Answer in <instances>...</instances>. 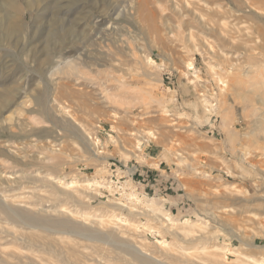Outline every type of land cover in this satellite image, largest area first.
Returning <instances> with one entry per match:
<instances>
[{
  "label": "rangeland",
  "instance_id": "obj_1",
  "mask_svg": "<svg viewBox=\"0 0 264 264\" xmlns=\"http://www.w3.org/2000/svg\"><path fill=\"white\" fill-rule=\"evenodd\" d=\"M0 205V264L264 258V0H0Z\"/></svg>",
  "mask_w": 264,
  "mask_h": 264
},
{
  "label": "bare ground",
  "instance_id": "obj_2",
  "mask_svg": "<svg viewBox=\"0 0 264 264\" xmlns=\"http://www.w3.org/2000/svg\"><path fill=\"white\" fill-rule=\"evenodd\" d=\"M203 27V26H202ZM240 35V34H239ZM187 68H188V70H190V69H193V66H192V63H188L187 64ZM92 141H95V144H97L96 143V140H93L92 139ZM92 144V143H91ZM95 144H93L94 146L93 147H95L96 146V148L98 149V144L97 145H95ZM136 149L137 150H141V144H138L137 145V147H136ZM99 153H101L100 151H98ZM94 182H98V181H96V180H94L93 182H91L89 185H91L90 187H92V186H95V187H100V184H99V182L98 183H96L95 185H94ZM88 185V184H87ZM88 185V186H89ZM95 189V188H94ZM64 191V190H63ZM74 193V192H73ZM72 194V193H71ZM130 194V193H129ZM62 196V195H61ZM70 197V196H69ZM72 198L73 199H75V200H79L80 201V198L77 196V195H72ZM69 199V198H68ZM7 202V201H6ZM11 203V202H10ZM2 204V203H1ZM117 205H116V208H117V210H119V211H121V210H123V208H125V209H127L126 208V206H124V205H122V204H120V203H116ZM142 204H143V202H142ZM6 205V204H5ZM1 206V205H0ZM10 207V206H9ZM7 208L6 207V209H2V211H3V213L7 216V217H10V218H13L14 216V218H16V216H17V214L15 213V211L14 210H12V209H10V208ZM1 208H2V206H1ZM129 208V207H128ZM128 213L129 214H132L133 213V209L132 208H129L128 210ZM150 212L151 213H153V214H156V213H158L157 211H155L152 207H151V205H150ZM70 213V212H69ZM162 214V213H161ZM72 215V214H71ZM70 216V215H69ZM73 216V215H72ZM9 218V219H10ZM70 218V217H69ZM73 219V218H72ZM14 220V219H13ZM120 220H122L121 218H120ZM119 220V222H123L125 219H123L122 221H120ZM39 221V220H38ZM33 222V221H32ZM39 223V222H38ZM185 225H189V221L188 220H186V221H184L183 222ZM100 224V223H99ZM63 225H65L64 224V222H63ZM97 225V224H96ZM122 225H124V224H122ZM26 226H27V224H26ZM32 228H34V226H31ZM30 227V228H31ZM75 227V226H74ZM39 230V229H38ZM96 231V230H95ZM58 232V231H57ZM98 233V232H97ZM62 234H66L65 232H62ZM108 235V234H107ZM107 237V236H106ZM109 238V237H108ZM95 242H99V239L98 238H96V239H94V243ZM96 245V244H95ZM246 245V244H245ZM59 246V245H58ZM123 246H124V244H123ZM97 247V246H96ZM240 247V246H239ZM241 247H243V246H241ZM248 247V246H247ZM263 247V246H262ZM136 249V248H135ZM239 249V248H238ZM260 249H262L261 247H260ZM101 250V249H100ZM262 251V250H261ZM74 252V251H73ZM99 252V249L98 248H95V250H94V254H96V253H98ZM119 252V251H118ZM134 252V254L133 255H131L130 253H125V254H128V255H130V258H129V256H128V259H131V261H133L134 262V260L136 259V256H135V251H133ZM240 252V251H239ZM239 252H238V254H239ZM244 252V251H243ZM71 254V253H70ZM111 254V252L110 253H108V257H110V258H112V254ZM77 255V254H76ZM121 255V254H120ZM119 255V253H117L116 254V257H113L114 259H115V261H117V260H119L120 258H122L123 260H124V257H125V255L123 254L122 256H120ZM242 255V254H241ZM67 256H72V255H67ZM115 256V255H114ZM187 257V256H186ZM109 258V259H110ZM112 258V259H113ZM152 258V257H151ZM243 258H244V260L245 261H241L240 259V262H242L243 264H264V258L263 257H258V258H251V257H248V256H246V255H243ZM68 259V258H67ZM153 259H155L154 257H153ZM237 259V258H236ZM146 260V259H145ZM67 261V260H66ZM93 261H96V260H93ZM130 261V262H131ZM135 261H137V260H135ZM235 261V260H234ZM68 262H70V261H68ZM129 262V261H128ZM245 262V263H244ZM102 263V262H101ZM224 263V262H223ZM103 264V263H102ZM105 264V263H104ZM201 264V263H200ZM209 264V263H208ZM222 264V263H221ZM224 264H226V263H224ZM241 264V263H240Z\"/></svg>",
  "mask_w": 264,
  "mask_h": 264
}]
</instances>
